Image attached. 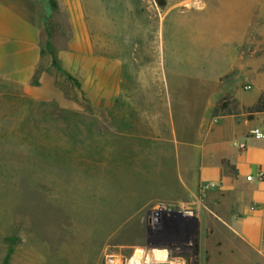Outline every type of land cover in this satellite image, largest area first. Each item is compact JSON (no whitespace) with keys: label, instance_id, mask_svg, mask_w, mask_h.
Masks as SVG:
<instances>
[{"label":"crops","instance_id":"0c3cea01","mask_svg":"<svg viewBox=\"0 0 264 264\" xmlns=\"http://www.w3.org/2000/svg\"><path fill=\"white\" fill-rule=\"evenodd\" d=\"M187 2L158 21L162 73H129L125 56H103L77 36L50 58L44 6L0 0V93L33 92L35 74L51 67L79 76L92 108L107 112L109 140L130 159L125 183L143 191V204L198 209V221L264 264V140L250 137L264 121L259 0ZM186 214L175 213L177 223L189 226Z\"/></svg>","mask_w":264,"mask_h":264},{"label":"rangeland","instance_id":"374dc122","mask_svg":"<svg viewBox=\"0 0 264 264\" xmlns=\"http://www.w3.org/2000/svg\"><path fill=\"white\" fill-rule=\"evenodd\" d=\"M36 1L46 11L50 58L77 36L94 41L103 56L114 50L125 56L129 73H162L158 21L162 12L189 5ZM263 23L259 0L255 24ZM38 81L31 93L7 85L0 93V264H109L112 258L167 264L155 260L153 247L169 248V261L182 256L187 264H255L254 249L239 251L234 241L198 221V209L167 206L169 217L189 213L193 220L189 226L165 222L161 205H144L143 191L127 187L123 172L130 159L114 149L107 112L92 108L79 76L51 67ZM259 106L264 108V95ZM153 218L159 221L155 228Z\"/></svg>","mask_w":264,"mask_h":264},{"label":"clouds","instance_id":"9594fccd","mask_svg":"<svg viewBox=\"0 0 264 264\" xmlns=\"http://www.w3.org/2000/svg\"><path fill=\"white\" fill-rule=\"evenodd\" d=\"M186 214V213H185ZM188 215V214H186ZM158 218H153V227L155 228L158 224ZM191 247V242L188 244ZM179 251V249H177ZM152 252L155 256L157 262H167V264H187L182 256H177L176 258L169 261L170 249L167 247H153Z\"/></svg>","mask_w":264,"mask_h":264},{"label":"built area","instance_id":"2783aa9c","mask_svg":"<svg viewBox=\"0 0 264 264\" xmlns=\"http://www.w3.org/2000/svg\"><path fill=\"white\" fill-rule=\"evenodd\" d=\"M250 137L256 140H264V121L263 126L260 128H255L250 131ZM241 148H245V145H240ZM264 176V174H260V179ZM165 208H163L161 215L164 214ZM109 264H127L125 259L116 260L114 258L109 260Z\"/></svg>","mask_w":264,"mask_h":264},{"label":"trees","instance_id":"16d2710c","mask_svg":"<svg viewBox=\"0 0 264 264\" xmlns=\"http://www.w3.org/2000/svg\"><path fill=\"white\" fill-rule=\"evenodd\" d=\"M157 3L159 4L160 7H163L165 5V3L162 1V0H157ZM53 64L58 68L59 67V64H58V61H57V58L54 57L53 59ZM41 73H36L34 78H33V81H37V79H39V76H40ZM257 109H264V108H261L260 106L257 107Z\"/></svg>","mask_w":264,"mask_h":264},{"label":"flooded vegetation","instance_id":"af4514ba","mask_svg":"<svg viewBox=\"0 0 264 264\" xmlns=\"http://www.w3.org/2000/svg\"><path fill=\"white\" fill-rule=\"evenodd\" d=\"M161 216L163 217V220L165 222L177 220L176 215H173L174 217L173 216L169 217L167 214H162Z\"/></svg>","mask_w":264,"mask_h":264}]
</instances>
